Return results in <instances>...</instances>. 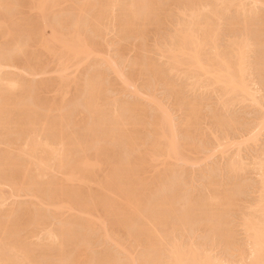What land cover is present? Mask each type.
<instances>
[{
  "label": "rangeland",
  "instance_id": "374dc122",
  "mask_svg": "<svg viewBox=\"0 0 264 264\" xmlns=\"http://www.w3.org/2000/svg\"><path fill=\"white\" fill-rule=\"evenodd\" d=\"M37 1L0 0L1 5L3 3L2 6L0 5V53L3 55V59L0 60L3 64L0 69V74H2L0 77L13 79L12 76H14V79L19 81L13 85L15 87L12 89L8 83H5V80L0 82L2 83V86L0 85V106H3L0 107L2 109L0 118L4 119L2 122L0 119L1 124H4L3 127L0 125V202L2 203H0V220L10 221V223L7 221V226L16 223L12 226L17 225L18 229L14 228L17 230V235H14V230L8 231V233H12L18 243L22 242V245L18 244V246L29 244L31 255H33L32 260L35 259L41 264H164L161 261L167 257L166 248L169 249V245L178 240V243L180 242L179 244L184 246H188V244L190 246L192 244L200 245L199 247L206 248L207 253L210 252L209 255L218 256L222 260L235 261L237 264L248 263L251 254L247 238L249 234L243 224L244 217L249 216V213L250 216H260L258 211L263 208L261 206H264V200L261 199L264 191L260 186L263 176H261L262 169H259L261 162H258L264 158V0H229L230 2L228 0H152L158 5L156 3H154L155 5L152 3L154 7L149 5L151 6L149 10L153 11L148 12L147 18L134 19L136 21H133L135 25L133 31L130 30L134 26L133 23L128 29L126 28L129 27V24L125 23L127 20L125 7L127 3L129 4L128 1L132 0H123L126 1L125 4L123 2L125 6L120 4L119 0L118 5H116V1V3H112L113 6L110 4L112 1L105 0V3H101L103 6L110 2L106 7H101L100 3H97L104 2V0H97V2L95 0L94 3L97 4H94L95 6L91 0L89 2L86 0L87 3L84 5H82L84 0H53V2L46 0L43 6L44 10L40 6L38 8ZM149 1L151 2V0ZM90 2L92 5H85H89ZM76 4H81L80 6L84 7L80 8ZM97 6L101 7L99 12H96L98 11ZM102 8L105 13H102ZM75 10L80 12L77 13ZM202 12L206 16L202 15ZM95 13L102 15L98 16L97 14L96 16ZM74 16L76 17L74 18ZM194 20L195 26L192 25ZM181 22L184 25L180 24ZM185 22L186 24L190 22L188 24L190 28ZM185 28L193 36L195 32H200L201 41L211 35L208 42L206 41V45L199 46L202 51L203 49L206 51V57L203 51L202 57L204 58L215 57L218 59V52L217 54L215 52H225L226 50L225 53H230H228L230 55L229 62L233 64V68L234 65L236 68L239 65L237 61H240V64L243 63V56H245V63L242 65L247 64L245 65L247 69L244 68L245 66L243 67L247 79L244 76L243 78L249 83L252 94L254 92L253 96L241 94L238 91H235L236 93L232 91V94L231 91L225 90L226 86L222 90L224 83L214 80L215 75L209 74L211 76L206 80L204 77L208 73L204 72L205 69L201 70L198 69L200 67L198 65L193 67L189 62V65L185 63L189 56L187 53L178 51L176 53L175 51L177 55L181 54L184 61L177 64L174 60V56L177 55L169 50L172 47L169 49L167 47L174 46L177 43L176 40L178 43L182 40L186 41L182 36ZM73 29L79 31V33L78 31L74 33L80 39L84 36V39H81L84 41L82 45L88 54L85 53L78 57L71 51L72 54L69 55V51L64 50L62 43L67 41L65 37L70 39ZM201 29H206L207 33L205 31L204 33L209 36L206 37ZM54 30H57V33H54L53 36ZM8 31H11V34ZM80 33L82 36L79 35ZM196 33L195 37L200 38V34L198 33V37ZM18 37L20 38L18 39ZM186 39L188 41L190 38ZM192 39L195 40V38H191V42ZM198 40L200 41V39ZM174 41H176L175 44ZM201 43L204 44V42ZM59 45L62 46L60 51L58 50L60 49ZM240 45L243 47L241 48ZM237 46L241 51L237 49ZM202 51L199 50L200 53ZM239 51L243 53V56ZM63 53H67V55H63ZM186 56L187 58L184 59ZM239 56L243 58L239 59ZM211 58L210 60L206 59L207 62L211 61L209 62L210 66L207 65V67L216 70L217 66L211 65V63H215ZM187 60L189 61V58ZM168 61L172 63L174 61V64ZM182 63L183 65H181ZM189 66L194 69L192 70ZM195 69L199 71L197 72ZM192 71L196 76L201 72L206 75L199 74L203 78L197 76L200 79L197 80L196 77H191L194 75L191 74ZM210 78L209 84L208 79ZM204 80L207 81V85ZM212 80L216 83H212L214 82ZM91 81L94 82L90 83ZM95 82L96 87L93 84ZM23 83L25 84L22 86ZM220 84H222L221 87ZM4 85L6 88L8 87L7 90ZM91 85L94 88H90ZM89 88L92 91H96L94 89L97 88L96 94L95 92L92 94L99 95L97 96L99 100L94 96L96 100L94 101L93 96L89 94V91L92 92ZM85 90H88L87 94ZM224 91L231 95L225 94ZM234 93L237 95L235 96ZM9 94L12 96L15 94L14 100ZM4 95V99L7 95L10 96L7 99L8 105L2 98ZM18 95L20 99H18ZM86 95L92 96V99L87 98L90 96L85 98ZM9 98L12 103L14 101L12 106L16 101L17 104L23 101L24 105L18 104L15 106L18 108H11ZM15 99L17 100L15 101ZM87 99L91 104L97 102L100 110H97L99 109L97 108L98 104L93 107ZM5 105L9 107L6 109ZM61 106L62 108H60ZM84 106L89 107L85 108ZM10 108L15 110L10 112ZM125 108L129 112L127 110L123 112ZM3 110L6 114L7 110L9 111L8 119ZM94 110L96 112L102 110L105 115L107 114L105 112H108L107 117L99 118L103 115L101 113H99L100 115L98 113L91 114ZM121 110L123 111L121 112ZM62 114L64 118L59 116ZM68 114L70 118H66ZM91 115H93L92 118ZM109 115L116 120H109ZM116 115H119V119ZM84 117L87 119L85 120ZM35 118L37 121L35 120L33 123L32 119ZM95 118H98V121ZM99 119H101L100 124ZM44 120L46 122H43ZM103 121H106L105 124ZM114 121L117 123H113ZM3 122L7 125L9 123V127ZM50 122L53 128L47 125ZM110 122L118 129L111 126ZM53 123H56V126ZM31 127L33 128L31 129ZM47 127L52 130L56 127L54 133L58 135H55ZM113 128L116 134L112 133ZM29 129L32 130L31 133ZM111 135L115 138L110 139ZM165 135L167 139L171 140L172 138L173 140L165 139ZM28 136L38 140L49 137V143L50 140L53 142V139L56 140V136H59L58 141L53 142V146H56L57 148H54L57 150L60 149L59 147H63L65 152L68 151V154L66 153L68 156L66 157L65 154L63 157L67 163L61 162L64 166L60 165V161L55 158L53 166L52 164L48 166V163L52 162L51 160L44 167L45 164L35 159L39 150H37L38 153L34 152L36 154L32 155L33 157L25 152ZM120 136L122 137L120 138ZM125 137H129V139ZM60 138L63 142L59 141ZM46 139L48 140V138ZM161 143L164 148L166 147V150L164 148L161 150ZM152 144L156 147L159 146L158 150L160 151ZM169 144L174 147L171 149ZM104 145L106 148H103ZM167 145L170 150H167ZM110 148L112 150L108 151ZM154 149L157 153L153 152ZM106 152H109L108 158ZM152 152L153 154H151ZM173 152L175 153L173 154ZM83 157L87 162L89 160L86 168L84 167L88 175L81 176L86 174L85 170H76L81 172L79 175L75 172L77 176L74 175V172H70L72 175L68 174L69 170L77 164L75 162H79ZM115 159L117 164L119 163L118 159L121 162L116 167ZM232 160L238 166L231 168ZM122 162L126 164L122 166ZM127 162L131 163V166L127 165ZM71 165L73 166L71 167ZM88 165L90 166L88 167ZM87 168L92 172H89ZM74 169L71 171H75ZM132 170L133 172H131ZM125 172L129 175H126ZM112 173L116 175H111ZM118 173L121 175H117ZM126 176L127 178H125ZM107 177L108 179H106ZM111 178L114 181L110 180ZM118 183H123L125 189L119 187ZM116 186L119 188H115ZM129 189L130 191H128ZM123 190H126L127 193L131 192L132 195L126 194ZM214 195H217L218 199H215ZM137 198L138 201H136ZM139 199L141 200L139 201ZM167 201L169 204H164ZM138 202H141L142 205L139 203L137 206ZM132 203H136L137 208L141 207L142 210L139 214H128L127 218L128 207L135 205ZM194 203L198 206L196 207ZM207 205L212 206L208 208ZM121 209L123 212L125 211L124 214ZM10 211L11 213H9ZM200 212H202L201 215H199ZM214 212L221 217L222 223L224 222L219 230L212 228L211 225L213 221H211V215ZM204 214L207 215L204 216ZM130 216L132 221L129 219ZM9 217L12 220L15 218L14 221L12 222ZM18 219L19 222H17ZM19 223L21 224L19 225ZM5 224L3 222L2 225ZM224 225L226 226L224 227ZM6 227L0 228L2 246H6L4 242L6 243L13 237L9 233L12 236L10 237L6 232L8 230ZM2 228L7 230H2ZM51 232H54L57 237H53ZM151 241L158 245H153ZM60 242L62 243L60 244ZM242 255L243 257H241Z\"/></svg>",
  "mask_w": 264,
  "mask_h": 264
},
{
  "label": "bare ground",
  "instance_id": "6f19581e",
  "mask_svg": "<svg viewBox=\"0 0 264 264\" xmlns=\"http://www.w3.org/2000/svg\"><path fill=\"white\" fill-rule=\"evenodd\" d=\"M37 1V0H36ZM45 1L46 0H39V1H37L38 3H36V5L38 4V8H40L41 7V9H45V8H43V6L45 5ZM49 0H47V2H48ZM53 2V0H50V2ZM56 1V0H55ZM54 1V2H55ZM78 1V0H77ZM85 1V2H84ZM84 1H82V5H84V3H87V2H89L90 0H88L87 2H86V0H84ZM91 1H93V5L94 4H96V3H94V1L95 0H91ZM98 1H101V0H98ZM107 1H112L111 3L110 2H108V3H106L107 5H105L104 4V6L101 4V3H105V0H104V2L102 1V2H97V0H96V2L101 6V7H106V6H109V3L113 6V2L114 3H116V1H117V4L116 5H118V0H107ZM122 1V2H121ZM128 1V0H127ZM135 0H132V1H128L129 2V4L127 3V5H126V9L125 10H127L126 11V13H125V18L127 17V20L124 18V20H126V24H129L128 26L129 27H127L126 29H128V28H130L131 27V25H132V23H133V25H134V22L133 21H136V20H134L135 18H138V17H145V18H147V14H148V12L150 11H153V10H149L150 8H151V6H149V5H152V0H151V2L149 1V0H136V2H134ZM157 1V0H156ZM232 1V0H231ZM254 1V0H253ZM261 1V0H260ZM123 0H119V3L120 4H123ZM126 2V1H125ZM125 2H124V4H125ZM131 2V3H130ZM228 2H230L229 0H228ZM154 3H156V2H154ZM153 3V5H155ZM256 3V2H255ZM8 4V3H7ZM50 4H52V3H50ZM123 4V6H125ZM0 5H1V3H0ZM2 5H3V3H2ZM1 5V6H2ZM5 5V7H6V4H4ZM77 5V4H76ZM79 5V4H78ZM77 5V6H78ZM81 5V4H80ZM79 5V6H80ZM85 5H87V6H90V5H92V2H90L89 3V5L88 4H85ZM97 5V4H96ZM152 5V7H154ZM156 5H158L157 3H156ZM40 6V7H39ZM95 6V5H94ZM98 7L97 6V10L98 11H96V12H99L100 10H99V8H101V7ZM121 6V5H120ZM122 6V10L124 9V7ZM47 7V6H46ZM84 7V6H83ZM83 7H81L80 6V8H83ZM86 7V6H85ZM89 8V7H88ZM96 8V7H95ZM40 9V10H41ZM89 9H91V8H89ZM194 9V8H193ZM192 9V10H193ZM196 9V8H195ZM198 9H200V8H198ZM79 10H81V9H79ZM106 10H108L107 8H106ZM110 10V9H109ZM124 10V11H125ZM189 10V9H188ZM191 10V11H192ZM202 10V9H201ZM254 10V9H253ZM76 11V10H75ZM82 11V10H81ZM84 11V10H83ZM102 11H103V8H102ZM123 11V12H124ZM211 11V10H210ZM43 12V11H42ZM74 12V11H73ZM77 13L78 12H80V11H76ZM85 12V11H84ZM83 12V13H84ZM197 12V11H196ZM196 12H194V13H196ZM213 12H214V10H213ZM253 12V11H252ZM76 13V14H77ZM102 13H105L104 11L102 12ZM154 13V12H153ZM75 14V13H74ZM96 14V16H97V14H98V16H99V14L100 13H95ZM150 14V13H149ZM152 14V13H151ZM197 14V13H196ZM201 14V13H200ZM215 14V13H214ZM79 16L81 15V14H78ZM100 15H102V14H100ZM124 15V14H123ZM190 15V14H189ZM198 15V14H197ZM202 15H205L203 12H202ZM216 15V14H215ZM84 16V15H83ZM194 16H195V14H194ZM206 16V15H205ZM76 16H74V18H75ZM118 17H119V15H118ZM197 17V16H196ZM199 17V16H198ZM96 18V17H95ZM122 18H123V16H122ZM193 18V17H192ZM218 18H219V16H218ZM190 19V18H189ZM194 19V18H193ZM207 19V18H206ZM79 20V19H78ZM140 20V19H139ZM138 20V21H139ZM197 20H199V19H197ZM203 20V19H202ZM221 20V19H220ZM143 21V20H142ZM72 22V21H71ZM127 22H129V23H127ZM195 23V20L194 21H192V23ZM200 22V21H199ZM45 23V22H44ZM73 23V22H72ZM124 23V24H125ZM135 23H137V22H135ZM190 23V22H189ZM189 23H187L186 24V22H185V24L186 25H188ZM194 23L192 24V25H194ZM203 23V22H202ZM201 23V24H202ZM180 24H182V22L180 23ZM199 24V23H198ZM137 25V24H136ZM182 25H184V24H182ZM204 25V24H203ZM51 26V25H50ZM127 26V25H126ZM181 26V25H180ZM189 26V25H188ZM188 26H187V28H188ZM195 26V25H194ZM51 27H53V26H51ZM133 27H135V25L134 26H132V28L130 29V30H132V29H134ZM9 28V27H8ZM7 28V29H8ZM47 28V27H46ZM63 28V27H62ZM72 28V27H71ZM80 28V27H79ZM142 28V27H141ZM184 28V27H183ZM187 28H185V30L187 29ZM189 28H190V26H189ZM188 28V29H189ZM32 29V28H31ZM137 29V28H136ZM180 29V28H179ZM188 29H187V32L185 31V30H183V33H184V35H182L184 38H185V40L187 41V39L186 38H190L187 42L185 41V42H183V37H182V42L180 41L179 43H178V40H176V39H174V40H176L177 41V43L175 44V42L176 41H174V46H171V45H169L168 47H167V49H169L170 47H172L171 49H169V50H172L173 52H174V54H176L177 53V51L178 52H180V53H187L189 56H188V58H189V61L187 60L188 58H187V56L184 58V59H186V61L187 62H185L186 64H188V62L190 63V65H192L193 67H194V65L196 66V65H198V66H200L198 69H201V70H204V72H206V73H208V75L206 76V77H204L206 80H207V77H210L211 75H215V77L214 76H212V77H214V80H216V81H219V83H221L222 82V84L224 83V86H222V87H224L222 90H224L225 89V86H226V91H238L239 93H244V94H246V95H252L253 96V94H254V92H253V94H252V91H251V89H250V85H249V83H247L246 82V80L244 79V78H246V76L244 75V74H246V72L244 71V68H246V66L245 65H247V64H244V66L242 65L243 63H245L244 62V58H245V56H243V53H241L240 51H241V49H240V47L239 46H237V49L239 50L240 49V53L242 54H240L239 53V55H241V56H243V57H241V56H239L238 58L239 59H241V58H243V63H241L240 64V61H237V62H239L238 64H237V62H236V64L238 65V66H236V68H235V65H234V68H233V64H231L230 62H229V59H228V57L230 58V53L229 52H227V53H225L226 52V50H225V52L224 51H221V52H219V51H216L215 52V54H217V52H218V56L217 57H219L218 59L216 58L215 59V57H212L213 59H215V60H213L211 57H208V58H204V57H202L203 56V51H204V55H205V57H206V51L203 49V51H202V48L200 49V47L201 46H203V45H206L207 43H206V41L208 40V38L210 37L211 38V35L209 36V34L207 35V36H209V37H207L206 36V34L204 33V31L207 33V30L205 29V30H202L201 29V31H203V34L207 37V38H203L202 39V41H201V34H200V32H198L199 34H200V38H197V37H195V36H197V35H195V33H194V31H193V33H194V36L191 34V32H188ZM204 29V28H203ZM208 29V28H207ZM9 30V29H8ZM11 30V29H10ZM74 31H73V35H71V37H70V39H67L68 37H65L66 38V40L67 41H65L64 43H62V42H60V43H62L63 45H64V50H67V52L69 51V55H71L72 53L75 55V56H78V57H80V56H82V55H84L85 53L86 54H88L84 49V47H83V45H82V42H84V41H82L81 39H84V36H82V33H80L79 35H81L82 36V38L80 39L78 36H76L75 35V33H77V31L78 30H75V29H73ZM12 31V30H11ZM11 31H8V32H10V34H11ZM25 31V30H24ZM54 31H56V32H54ZM53 32H52V35L54 36V33H57V30H54ZM133 31V30H132ZM190 31V30H189ZM22 32V31H21ZM20 32V33H21ZM75 32V33H74ZM180 32V31H179ZM18 33V32H17ZM78 33H79V31H78ZM130 33H131V31H130ZM182 33V34H183ZM198 33H196V34H198ZM202 33V32H201ZM9 34V35H10ZM26 34H28V33H26ZM50 34V33H49ZM63 34V33H62ZM176 34V33H175ZM199 34H198V37H199ZM12 35H13V32H12ZM22 35V34H21ZM173 35V34H172ZM181 35V34H180ZM11 36V35H10ZM18 36V35H17ZM55 36H57V35H55ZM61 36V35H60ZM70 36V35H69ZM80 36V37H81ZM176 36V35H175ZM203 36V35H202ZM15 37V36H14ZM171 37H173V36H171ZM20 37H18V39H19ZM55 38V37H54ZM57 38H59V37H57ZM57 38H56V40H57ZM174 38V37H173ZM177 38V37H176ZM191 38H195V40L193 41V39H192V42L190 41L191 40ZM197 38V39H196ZM60 39H61V37H60ZM60 39H59V41H60ZM63 39H64V37H63ZM172 39V38H171ZM198 39H200V41L198 40ZM213 39V38H212ZM49 40V39H48ZM62 40V39H61ZM179 40H180V38H179ZM203 40H205V41H203ZM248 40V39H247ZM17 41V40H16ZM58 41V40H57ZM56 41V42H57ZM80 41H81V44H80ZM172 41V40H171ZM201 42H204V44L203 43H201ZM208 42V41H207ZM244 42V41H243ZM248 43V42H247ZM246 43V44H247ZM17 44V43H16ZM21 44V43H20ZM61 44V45H62ZM84 44V43H83ZM200 44H202V45H200ZM237 44V43H236ZM243 44V43H242ZM55 45V44H54ZM62 45V46H63ZM87 45V44H86ZM173 45V44H172ZM191 45V46H190ZM210 45H211V43H210ZM239 45V44H238ZM244 45V44H243ZM17 46H19L18 44H17ZM62 46L60 47V45L58 46V47H60V49H58L59 51L60 50H62L61 48H62ZM190 46V47H189ZM200 46V47H199ZM241 46V45H240ZM21 47V46H20ZM54 47V46H53ZM87 47V46H86ZM243 46H241V48H242ZM247 47V46H246ZM18 48V47H17ZM84 48V49H83ZM11 49V48H10ZM19 49V48H18ZM216 49V48H215ZM226 49H228V48H226ZM236 49V50H237ZM244 49V48H243ZM242 49V50H243ZM12 50V49H11ZM199 50L200 51H202L201 53L199 52ZM229 50V49H228ZM17 51V50H16ZM72 53H71V52ZM168 51V50H167ZM175 51H176V53H175ZM3 52V51H2ZM56 52V51H55ZM224 52V53H223ZM243 52H245V51H243ZM19 53V52H18ZM180 53H178L179 55H177V56H174V60H175V62L177 63V64H180V62L181 61H183L182 60V57L180 56L181 54ZM223 55H222V54ZM229 53V54H228ZM234 53H235V51H234ZM1 54V53H0ZM13 54V53H12ZM209 54V53H208ZM208 54H207V56H208ZM225 54V55H224ZM229 55V56H227V55ZM237 54V53H236ZM2 55V54H1ZM5 55V54H4ZM62 55V54H61ZM63 55H67V53L65 54V53H63ZM62 55V56H63ZM210 55V54H209ZM235 55V54H234ZM238 55V54H237ZM73 56V55H72ZM169 56V55H168ZM171 56V55H170ZM181 58H180V57ZM183 56H185V55H183ZM211 56V55H210ZM232 56V55H231ZM236 56V55H235ZM60 57V56H59ZM71 57V56H70ZM74 57V56H73ZM87 57V56H86ZM241 57V58H240ZM170 58V57H169ZM171 58H173L172 56H171ZM180 58V59H179ZM210 58L212 59V61L214 62L215 61V63L213 64V63H211V65L213 66V65H215V67L217 66V69L216 70H211V69H208L209 67H207V65H209L210 66V64H209V62H211V61H209L210 60ZM3 59V55H2V57L0 58V60H2ZM61 59V58H60ZM69 59V58H68ZM72 59V58H71ZM83 59V58H82ZM206 59H209L208 60V62H207V60ZM67 60V59H66ZM173 60V59H172ZM230 60H232V59H230ZM238 60V59H237ZM5 61V60H4ZM3 61V62H4ZM168 62H171V61H168ZM184 62V61H183ZM5 63V62H4ZM172 63V62H171ZM184 63V64H185ZM233 63H235V62H233ZM172 64H174V61H173V63ZM185 64V65H186ZM206 66H205V65ZM217 64V65H216ZM5 65V64H4ZM170 65V64H169ZM176 65V64H175ZM181 65H183V63L181 64ZM189 65V64H188ZM2 66H3V64H2V61H0V69H2ZM174 67V66H173ZM177 67H178V65H177ZM189 67H191V66H189ZM214 67V66H213ZM213 67H210V68H213ZM244 67V68H243ZM249 67V66H248ZM175 68V67H174ZM176 69V68H175ZM191 69L193 70L194 68H192L191 67ZM247 69V68H246ZM190 70V69H189ZM195 70H197V69H195ZM199 70H197V72H198ZM193 73H191V74H194V75H192L191 77H196V79L197 80H200V79H198L199 77H201L203 74H204V76L206 75L205 73H203L202 74V72L201 73H198L197 74V76H199V74L201 75V76H199V77H197L196 76V74H195V72L194 71H192ZM245 72V73H244ZM209 74H211V75H209ZM0 75H2V74H0ZM11 76V75H10ZM243 76H244V78H243ZM2 77V76H1ZM0 77V82H4V80L6 81L5 83H8V85H9V87H11L10 89H12V87H15V86H13L14 84L16 85V83H17V79L15 80L14 79V76H12L13 77V79H11V77H10V79H9V77H7V79H6V77L3 79V77L1 78ZM193 77V78H194ZM19 78V77H18ZM93 78H97V77H93ZM201 78H203V77H201ZM247 79V78H246ZM88 80H89V78H88ZM209 81V84H210V80H211V78L210 79H208ZM214 80H212V81H214ZM19 82V81H18ZM92 82H94V81H91L90 83H92ZM204 82H205V85H207V81H205L204 80ZM22 83V82H21ZM212 83H216L215 81L214 82H212ZM218 83V82H217ZM25 83H23V84H21L22 86L24 85ZM94 84V86H95V84H96V82L95 83H93ZM222 84H220V87H221V85ZM0 85L2 86V83H0ZM6 85V84H5ZM5 85H4V88L7 90V88L5 87ZM20 85V84H19ZM20 85V86H21ZM89 85V84H88ZM93 85H91L90 86V88H94V86L92 87ZM32 87V86H31ZM89 87V86H88ZM96 87V86H95ZM17 88V87H16ZM89 88V89H90ZM2 89V88H1ZM10 89H8V90H10ZM220 89V88H219ZM4 90V89H3ZM5 90V91H6ZM91 90V89H90ZM94 90H96V91H92V92H90L89 91V94H91L92 96H93V98H94V96L97 98V96H99V95H95L96 94V92H97V88L96 89H94ZM86 91V90H85ZM88 91V90H87ZM86 91V94L88 93ZM220 91V90H219ZM226 91H224V93L226 92ZM254 91V90H253ZM25 92V91H24ZM30 92V91H29ZM93 92H95V94H92ZM221 92H223V91H221ZM236 93V92H235ZM234 93V94H235ZM1 94H3V93H1ZM6 94V93H5ZM27 94V93H26ZM225 94H229V95H231L230 93H228V92H226ZM232 94H233V92H232ZM9 95H11V94H9ZM9 95H7L6 96V98L4 99V97H5V95L4 96H2V98H3V100H6V101H4L5 103H7L8 102V96ZM15 94H13V96H14ZM20 95V94H19ZM18 95V96H19ZM237 94H235V96H236ZM246 95H245V98H246ZM12 96V95H11ZM13 96L11 97V98H13ZM17 96V95H16ZM30 96V95H29ZM87 96H90V95H86L85 96V98L87 97ZM92 96H90V97H87V98H90V99H92L91 97ZM255 96V95H254ZM10 97V96H9ZM244 97V96H243ZM248 97V96H247ZM249 97H251V96H249ZM256 97V96H255ZM14 98H15V96H14ZM14 98L12 99V100H14ZM18 98V97H17ZM23 98V97H22ZM22 98H21V100H22ZM240 98V97H239ZM10 99V98H9ZM18 99H20V96H19V98ZM24 99H25V97H24ZM23 99V100H24ZM98 100H99V97L97 98ZM241 99V98H240ZM11 100V99H10ZM12 100H11V105H9V106H11V108H18V106L17 107H15L16 105H24L23 103V101H22V103L21 102H19L18 104H17V99H15V105L14 106H12L13 104H14V101H13V103H12ZM85 100V99H84ZM97 100V101H98ZM255 100V99H254ZM1 101H2V99H1ZM87 101H88V99H87ZM94 101H96L95 100V98H94ZM93 101V102H94ZM4 102H1V103H3L4 104ZM42 102V101H41ZM88 102H90V101H88ZM88 102H86V103H88ZM99 102V101H98ZM21 103V104H20ZM43 104H45L44 102H43ZM96 104H98L97 102H96ZM96 104H94V103H92L91 104V102H90V105H93V107L94 106H97ZM7 105H8V103H7ZM32 105V104H31ZM88 105H89V103H88ZM102 105V104H101ZM2 106V105H1ZM0 106V107H1ZM9 106H6L5 105V108L7 107H9ZM3 107V106H2ZM22 107V106H21ZM24 107V106H23ZM36 107V106H35ZM43 107H44V105H43ZM85 107V106H84ZM89 107V106H88ZM87 106L85 107V108H88ZM100 106H99V104H98V107L97 108H99ZM6 108V109H7ZM10 108V109H11ZM20 108V107H19ZM40 108H41V106H40ZM45 108V107H44ZM60 108H62V106L60 107ZM123 108H124V105H123ZM9 109V110H10ZM32 109V108H31ZM33 109H35V108H33ZM47 109V108H46ZM49 109V108H48ZM90 109H91V106H90ZM5 110V109H4ZM4 110H3V112H4ZM12 110L13 109H11V111L10 112H12ZM15 110V109H14ZM13 110V111H14ZM20 110H21V108H20ZM42 110V109H41ZM92 110V109H91ZM98 111L100 110V108L99 109H97ZM103 110H106V109H103ZM127 110V108H125L124 109V111L123 110H121V112L123 111V112H125ZM0 111H2V109H0ZM32 111V110H31ZM36 111V110H35ZM34 111V112H35ZM96 112L95 110L92 112V111H90V112H92L91 114H93V113H98V115H100L99 113H101V114H103L102 116H99V118L101 117H103V116H105V117H107L106 115L108 114V112H105V113H107L106 115L103 113L104 111H102L101 110V112ZM108 111H110L109 109H108ZM118 111V110H117ZM128 111V110H127ZM165 111V110H164ZM2 112V113H3ZM9 111L7 110V114H8V116H7V114H6V112H4V114H6V118L8 117L9 118V113H8ZM40 112V111H39ZM42 112H43V110H42ZM62 112V111H61ZM63 112H64V110H63ZM62 112V113H63ZM129 112V111H128ZM166 112V111H165ZM30 113V112H29ZM65 113H66V111H65ZM127 113V112H126ZM125 113V115L128 117V113L126 114ZM131 113V112H130ZM16 114V113H15ZM59 114V113H58ZM61 114V113H60ZM70 114V113H69ZM69 114H68V117H66V118H70L69 117ZM85 114V113H84ZM87 114V113H86ZM117 114V113H116ZM132 114V113H131ZM163 115L165 114V113H162ZM168 114V113H167ZM20 115V114H19ZM31 115V114H30ZM39 115V114H38ZM37 115V116H38ZM44 115H46V114H44ZM65 115V114H64ZM87 115H89V114H87ZM86 115V116H87ZM113 115H114V113H113ZM120 115V114H119ZM118 115V116H119ZM14 116H16V115H14ZM25 116V115H24ZM58 116V115H57ZM59 116H62L63 117V114L62 115H59ZM92 116L93 115H91L90 117L92 118ZM94 116H95V114H94ZM117 116V115H116ZM117 116V117H118ZM124 116V115H123ZM0 117H1V114H0ZM2 117L4 118V115L2 114ZM20 117V116H19ZM23 117V116H22ZM39 117V116H38ZM40 117H41V115H40ZM48 117V116H47ZM50 117V116H49ZM56 117V116H55ZM97 117V116H96ZM116 117V118H117ZM163 117V116H162ZM5 118V119H6ZM7 118V119H8ZM16 118V117H15ZM24 118H26V116L24 117ZM32 118V117H31ZM34 118V117H33ZM60 118V117H59ZM64 118V117H63ZM104 118V117H103ZM120 118H121V116H120ZM124 118L126 119V117L124 116ZM130 118V117H129ZM1 119V118H0ZM56 119V118H55ZM84 119H85V117H84ZM84 119H82V120H84ZM87 119V118H86ZM85 119V120H86ZM96 119V118H95ZM98 119V118H97ZM96 119V121H98ZM110 119H113L112 117H110V115H109V120ZM115 119V118H114ZM113 119V120H114ZM118 119H119V117H118ZM121 119H123V118H121ZM4 120V119H3ZM2 119H1V122L3 121ZM10 120H12V119H10ZM30 121H31V119H29ZM37 121V118H35L34 120L32 119V122L34 123V121ZM41 120H43V118H41ZM40 120V121H41ZM46 120H48V119H46ZM88 120H89V118H88ZM94 120V119H93ZM100 120L101 119H99V124H100ZM102 120H104V119H102ZM106 120V119H105ZM108 120V119H107ZM109 120H108V123H109ZM116 120V119H115ZM124 120V119H123ZM122 120V121H123ZM8 121V120H7ZM18 121V120H17ZM29 121V122H30ZM50 121H52V120H50ZM57 121H58V117H57ZM66 121V120H65ZM92 121V120H91ZM90 121V122H91ZM118 121V120H117ZM125 121V120H124ZM127 121V120H126ZM1 122H0V125H2L1 124ZM13 122V121H12ZM16 122V121H15ZM28 122V123H29ZM43 122H46L45 120L43 121ZM42 122V123H43ZM48 122H49V120H48ZM87 122V121H86ZM94 122V121H93ZM102 122V121H101ZM104 122V124H105V122L106 121H103ZM112 122V121H111ZM111 122H110V125L112 126L113 125V123H115L116 121H114L112 124H111ZM165 122V121H164ZM3 123H5V122H3ZM11 123V122H10ZM32 123V124H33ZM60 123H61V120H60ZM94 123H96V122H94ZM117 123V122H116ZM119 123V122H118ZM125 123V122H124ZM166 123V122H165ZM169 123H170V121H169ZM13 124V123H12ZM31 124V123H30ZM37 124V123H36ZM36 124H34V125H36ZM55 126H56V123H53ZM58 124H59V122H58ZM57 124V125H58ZM63 124V123H62ZM62 124H60V125H62ZM90 124V123H89ZM91 124H92V122H91ZM5 125H7L6 123H5ZM8 125H9V123H8ZM7 125V126H8ZM34 125H33V127H34ZM45 126H46V124H44ZM49 127H51V128H53L52 127V125H51V122H50V124H47ZM94 125V124H93ZM109 125V126H110ZM116 125H118V124H116ZM165 125V124H164ZM163 125V126H164ZM170 125V124H169ZM4 126V124L2 125V127ZM25 126V125H24ZM66 126V125H65ZM87 126H88V124H87ZM106 126H108V125H106ZM119 126H120V124H119ZM159 126V125H158ZM163 126H162V128H163ZM9 127V126H8ZM11 127V126H10ZM33 127H31V129L33 128ZM37 127V126H36ZM35 127V128H36ZM49 127H47L48 129H50ZM63 127H64V125H63ZM102 128H103V124H102V126H101ZM104 127H105V125H104ZM113 127H115V125H113ZM121 127V126H120ZM44 128V127H43ZM55 129L54 130H52V129H50V130H52L53 131V133H54V131L56 130V127H54ZM60 128H62V127H60ZM101 128V129H102ZM112 128V127H111ZM110 128V129H111ZM116 128V127H115ZM160 128V127H159ZM169 128H170V126H169ZM6 129V128H5ZM10 129V128H9ZM31 129H29V131H30V133L32 132V130ZM48 129H46V130H48ZM85 129V128H84ZM89 129V128H88ZM87 129V130H88ZM93 129V128H92ZM99 129V128H98ZM107 129V128H106ZM109 129V130H110ZM116 129H118V128H116ZM164 129V128H163ZM167 129H168V127H167ZM12 130V129H11ZM20 130V129H19ZM58 130V129H57ZM91 130V129H90ZM96 130V129H95ZM121 130V129H120ZM165 130V129H164ZM164 130H162V131H164ZM6 131V130H5ZM4 131V132H5ZM107 131H108V129H107ZM119 131V130H118ZM122 131V130H121ZM126 131V130H125ZM160 131H161V129H160ZM37 132V131H36ZM44 132V131H43ZM49 132V131H48ZM56 132V131H55ZM59 132V131H58ZM97 132V131H96ZM101 132V131H100ZM103 132H105L104 130H103ZM109 132V131H108ZM113 132H115V129L113 128V131H112V133ZM9 133V132H8ZM10 133H14V132H10ZM50 134H53V133H51V132H49ZM93 133H94V131H93ZM110 133H111V131H110ZM111 133V134H112ZM119 133V132H118ZM123 133V132H122ZM121 133V134H122ZM23 134V133H22ZM27 134V133H26ZM29 134V133H28ZM44 134H45V132H44ZM47 134V133H46ZM49 134V135H50ZM55 134V133H54ZM61 134H62V132H61ZM60 134V135H61ZM70 134V133H69ZM106 134V133H105ZM113 134H116V132L115 133H113ZM120 134V135H121ZM160 134V133H159ZM29 135H31V134H29ZM55 135H58V134H55ZM71 135V134H70ZM103 135V134H102ZM108 135V134H107ZM128 135V134H127ZM162 135V134H161ZM25 136V135H24ZM27 136V135H26ZM46 136V135H45ZM98 136H100V135H98ZM116 136H118V135H116ZM132 136V135H131ZM163 136V135H162ZM38 138H39V136H37ZM55 137V136H54ZM59 137V136H58ZM57 136H56V140L55 139H53L55 142L56 141H58L57 140V138H58ZM112 135H111V138L110 137H108V138H110V139H112ZM122 136H120V138H121ZM164 137V136H163ZM162 137V138H163ZM168 137V136H167ZM46 138H48V140L46 139ZM64 138V137H63ZM113 138H115V137H113ZM125 138H128L129 139V137H125ZM131 138H133V137H131ZM41 139V138H40ZM44 139V140H43ZM43 139H41V140H38V139H36V138H29V136H28V139L26 140L27 142H26V144H25V147L27 148H25L26 150H25V152H27V153H29V154H31V157H33V156H35L34 154H36V153H38L39 151V154H40V156H39V154H36L37 156H35L36 158L35 159H38V162H40V163H43V164H45V166L44 167H46V165H47V163L49 162V161H51L52 160V162L50 163H48V166L50 165V164H54V162H53V159H58L60 162V165H62L64 162H65V158L63 159V157H64V155L68 152V151H66L65 152V148H63V147H59L60 149L59 150H57L56 148V146H53V142L50 140V143H49V137H44ZM70 139V138H69ZM104 139H106V138H104ZM165 139H167L166 138V135H165ZM62 139L60 138V140L59 141H61ZM90 140V139H89ZM94 140H95V138H94ZM108 140V139H107ZM126 140V139H125ZM167 140H170L169 138L167 139ZM171 140H173L172 138H171ZM170 140V141H171ZM23 141H24V139H23ZM73 141H74V139H73ZM91 141V140H90ZM112 141V140H111ZM170 141H169V143H170ZM52 142V143H51ZM61 142H63V140L61 141ZM83 142H84V140H83ZM103 142V141H102ZM128 142V141H127ZM60 143V142H59ZM153 143H154V141H153ZM160 143V142H159ZM167 143V142H166ZM175 142L173 141V144H174ZM63 144V143H62ZM67 144H70V145H72L70 142L68 143L67 142ZM75 144V143H74ZM86 144V143H85ZM88 144H89V142H88ZM92 144V143H91ZM103 144H105V143H103ZM112 144H113V142H112ZM155 144H156V141H155ZM52 145V146H51ZM99 145H101V144H99ZM107 145V144H106ZM152 145H154V144H152ZM151 145V146H152ZM157 145H159V144H157ZM169 145H171V144H169ZM60 146V145H59ZM89 146V145H88ZM160 146H162L161 147V150L164 148L163 147V145H162V143L160 144ZM54 147H56V148H54ZM64 147H66L65 145H64ZM71 147V146H70ZM101 147V146H100ZM105 147V145L103 146V148ZM154 147H156V145H154ZM153 147V148H154ZM159 146H157L156 147V149L158 150L159 148H158ZM167 147H168V145H167ZM174 147V145L172 146L171 145V149ZM67 148V147H66ZM106 148V147H105ZM166 148V147H165ZM164 148V150H166ZM130 149V148H129ZM37 150H39L38 152H37ZM67 150H70V149H67ZM100 150V149H99ZM103 150V149H102ZM109 150H112V148H110V149H108V151ZM167 150H170V148L168 147V149ZM36 151V153H34ZM149 151H150V149H149ZM158 151H160V150H158ZM172 151V150H171ZM174 151V150H173ZM178 151H179V149H178ZM24 152V151H23ZM24 152V153H25ZM71 152V151H70ZM69 152V153H70ZM111 152V151H110ZM113 152V151H112ZM154 153H157L156 152V150L154 149V151H153ZM153 152L151 153V154H153ZM168 152V151H167ZM103 153V152H102ZM107 153V158H108V154H109V152H106ZM105 153V154H106ZM117 153V152H116ZM175 152H173V154H174ZM22 154V153H21ZM26 154V153H25ZM28 154V155H29ZM68 154V153H67ZM66 154V157L68 156ZM158 154H159V152H158ZM170 154V153H169ZM33 155V156H32ZM115 155V154H114ZM155 155V154H154ZM157 155V154H156ZM161 155V154H160ZM27 156V155H26ZM103 156V155H102ZM110 157H111V155H109ZM171 156V155H170ZM5 157V156H4ZM7 158V157H6ZM106 158V157H105ZM106 158V159H107ZM112 158V157H111ZM81 159V158H80ZM110 159V158H109ZM263 159V160H262ZM262 159H260L261 161H258V162H261V164H259L260 166H259V169H262L261 171H262V175L261 176H263L262 177V179H261V182H262V185H260L261 186V188H262V190L264 191V158H262ZM5 160V159H4ZM8 160V159H7ZM6 160V161H7ZM11 160H12V158H11ZM62 160H64V161H62ZM68 160H69V158H68ZM102 160V159H101ZM105 160V159H104ZM116 160V159H115ZM57 161V160H56ZM74 161V160H73ZM76 161V160H75ZM74 161V162H75ZM61 162H63L62 164H61ZM95 162V161H94ZM97 162H100V161H97ZM118 162L119 163H121L120 161H119V159H118ZM132 162V161H131ZM235 162V161H234ZM37 163V162H36ZM39 163V164H40ZM65 163H67V162H65ZM64 163V164H65ZM75 163H77L73 168H75L74 170L75 171H71V170H73V168H71L73 165H71V169L69 170V173L68 174H71L70 172H74V175L75 176H77V174H75V172H77V171H83V170H85V173L86 174H83V175H81V176H84V175H88V172L86 171V167L85 166H87V163H89V160H88V162H87V160H86V158L84 159V157H83V159H81L79 162L77 161V162H75ZM119 163L117 164V160L116 161H114V164H116L115 165V167L117 166V165H119ZM128 163V162H127ZM53 164H52V166H53ZM56 164H57V162H56ZM55 164V165H56ZM64 164H63V166H64ZM92 164V163H91ZM124 164H126V163H124ZM124 164H123V162H122V166H124ZM133 164V163H132ZM113 165V164H112ZM127 165H129V166H131V163H128ZM139 165V164H138ZM231 168L232 167H236V166H238L236 163H233V160H232V163H231ZM37 166H38V164H37ZM42 166V165H41ZM47 166V167H48ZM58 167H59V164L57 165ZM90 165H88V167H89ZM121 166V165H120ZM228 166H230V165H228ZM62 167V166H61ZM85 167V168H84ZM261 167V168H260ZM117 168H120V167H117ZM133 168H134V165H133ZM39 169H40V167H39ZM38 169V170H39ZM44 168L42 167V170H43ZM46 169V168H45ZM116 169V168H115ZM128 169H129V167H128ZM42 170H40V171H42ZM77 170V171H76ZM87 170L89 171V172H92V171H90V169H88L87 168ZM129 170H131V168L129 169ZM129 170H128V172H129ZM110 171V170H109ZM112 171H114L113 169H112ZM131 172H133V170L131 171ZM45 173V171L43 172V174ZM78 173V175H79V173L81 174V172H77ZM110 173V172H109ZM117 173V172H116ZM122 173V172H121ZM121 173L119 174H117V175H121ZM126 173V172H125ZM130 173V172H129ZM129 173L127 174L126 173V175H129ZM38 174V173H37ZM67 174V175H68ZM92 174V173H91ZM106 174V173H105ZM36 175V174H35ZM39 175H41V174H39ZM72 175V174H71ZM90 175V174H89ZM108 175V174H107ZM106 175V176H107ZM111 175H116V174H114V173H112ZM124 175V174H123ZM85 176V177H86ZM73 177V176H72ZM80 177V176H79ZM93 177V176H92ZM96 177H97V175H96ZM124 177V176H123ZM84 178V177H83ZM87 178V177H86ZM85 178V179H86ZM90 178V177H89ZM95 178V177H94ZM125 178H127V176L125 177ZM67 179V178H66ZM73 179V178H72ZM77 179V178H76ZM98 179V178H97ZM106 179H108V177L106 178ZM105 179V180H106ZM113 178H111L110 180H112ZM118 179V178H117ZM68 180V179H67ZM74 180H75V178H74ZM89 180V179H88ZM99 180V179H98ZM101 180V179H100ZM109 180V181H110ZM87 181V179L85 180V182ZM92 181V180H91ZM108 181V180H107ZM106 181V183H108ZM112 181H114V180H112ZM120 181H121V178H120ZM123 181V180H122ZM13 182V181H12ZM27 182V181H26ZM84 182V183H85ZM95 182H97V181H95ZM87 183V182H86ZM60 184V183H59ZM108 184H110V183H108ZM112 184V183H111ZM117 184V183H116ZM119 184V183H118ZM139 184V186H140V183H138ZM261 184V183H260ZM28 185V184H27ZM106 185V184H105ZM121 185H124L123 183L122 184H119V187H122V188H124L125 187V185L124 186H121ZM59 186V185H58ZM100 186H101V184H100ZM110 186V185H109ZM114 186V185H113ZM127 186V185H126ZM104 187V186H103ZM118 186H116L115 188H117ZM118 187V188H119ZM126 188H130V187H126ZM77 189H78V187H77ZM76 189V193H77V190ZM81 189V188H80ZM107 189V188H106ZM125 189V188H124ZM132 189V188H131ZM136 189V188H135ZM116 190V189H115ZM114 190V191H115ZM120 191H121V189H119ZM127 190V189H126ZM126 190H123V191H125L126 192V194H131V192H129V193H127V191ZM261 190V191H262ZM66 191V190H65ZM128 191H130V189L128 190ZM135 191V190H134ZM119 192V191H118ZM117 192V193H118ZM120 193V192H119ZM134 193H137V192H134ZM66 194V193H65ZM123 194V193H122ZM129 194V195H130ZM143 194H144V192H143ZM264 194V193H263ZM61 195V194H60ZM106 195V194H105ZM121 195V194H120ZM132 195V194H131ZM135 195H137V194H135ZM218 195V194H217ZM217 195H214V198L215 199H218L217 197L219 196H217ZM107 196V195H106ZM119 196V195H118ZM124 197H125V199L127 200V198H126V196L125 195H123ZM264 196V195H263ZM262 196V200H264V197ZM145 197V196H144ZM220 197V196H219ZM111 198V197H110ZM212 198V197H211ZM213 198V199H214ZM1 199V198H0ZM133 199H134V197H133ZM145 199V198H144ZM165 199V198H164ZM210 199V198H209ZM220 199V198H219ZM141 199H139V201H140ZM168 200V199H167ZM1 201V200H0ZM104 201V200H103ZM102 201V202H103ZM125 201V200H124ZM131 201V200H130ZM129 201V202H130ZM136 201H138V198L136 199ZM135 200H134V202H136ZM201 201H203V200H201ZM68 202V201H67ZM70 202V201H69ZM99 202V201H98ZM101 202V203H102ZM125 202H127V201H125ZM131 202H133V201H131ZM142 202H143V200H142ZM170 202V201H169ZM196 202V201H195ZM217 202H219V201H217ZM1 203V202H0ZM105 203V202H104ZM137 203V202H136ZM136 203H132L134 206L132 207V206H130V207H128V211H127V213H126V217L128 218V214H139V212H141V207L138 209L137 208V206H139V203L141 204V202H138V205L136 204ZM166 203H168V201L167 202H164V204H166ZM172 203V202H171ZM208 203V202H207ZM206 203V204H207ZM2 204V203H1ZM109 204V203H108ZM121 204V203H120ZM123 204H125V205H127L126 203H123ZM162 204V203H161ZM160 204V205H161ZM169 204V203H168ZM102 205V204H101ZM137 205V206H136ZM142 205V204H141ZM148 205V204H147ZM152 205V204H151ZM155 205V204H154ZM157 205H159V204H157ZM163 205V204H162ZM161 205V206H162ZM190 205L192 206V204H191V202H190ZM194 205L196 206V204L194 203ZM203 205V204H202ZM116 206V205H115ZM188 206H189V204H188ZM197 206H198V204H197ZM196 206V207H197ZM201 206V205H200ZM208 206V205H207ZM210 206V208H211V206L212 205H209ZM209 206H208V208H209ZM105 207H107V206H105ZM120 207H122V206H120ZM145 207V206H144ZM151 207V206H150ZM196 207H195V210H197L196 209ZM202 207V206H201ZM205 207V206H204ZM261 207H263V208H260L259 209V211H258V209H257V211L258 212H260V216H250V213H249V216L247 215L246 217H244V223L243 224H245V230L246 231H248V236H247V238H248V242H249V249H250V256L251 257H249L250 258V260H248L247 262L248 263H246V264H264V206H261ZM162 208V207H161ZM165 208H167V207H165ZM199 209H200V207H198ZM207 208V207H206ZM123 209H124V207H123ZM144 209V208H143ZM189 209H191L190 207H189ZM11 210V209H10ZM86 210V209H85ZM125 210V209H124ZM155 210V209H154ZM161 210V209H160ZM175 210H176V208H175ZM203 210V209H202ZM206 210V209H205ZM120 211V210H119ZM121 211H122V209H121ZM120 211V212H121ZM156 211V210H155ZM187 211V210H186ZM192 211V210H191ZM194 211V210H193ZM199 211V210H198ZM198 211H197V213H198ZM217 211V210H216ZM113 212V211H112ZM115 212L117 213V211H116V209H115ZM123 212V211H122ZM121 212V213H122ZM149 212V211H148ZM151 212H153V211H151ZM160 212V211H159ZM167 212V211H166ZM173 212V211H172ZM9 213H11V211L9 212ZM121 213H119L120 215H121ZM125 213V211L122 213V214H124ZM143 213V212H142ZM145 213V212H144ZM143 213V214H144ZM162 213V212H161ZM168 213V212H167ZM185 213V212H184ZM193 213V212H192ZM195 213V212H194ZM197 213H196V215H197ZM201 213L202 212H200L199 213V215H201ZM207 213V212H206ZM146 214V213H145ZM189 214V213H188ZM191 214V213H190ZM209 214V213H208ZM212 214V213H211ZM221 214V213H220ZM247 214V213H246ZM251 214H253V213H251ZM15 215V214H14ZM13 215V216H14ZM116 215V214H115ZM119 215V216H120ZM176 215H177V213H176ZM181 215V214H180ZM207 215V214H206ZM205 214H204V216H206ZM254 215V214H253ZM10 216V215H9ZM12 216V215H11ZM12 216V217H13ZM36 216V215H35ZM139 216V215H138ZM137 216V217H138ZM142 216V215H141ZM143 216H145V215H143ZM184 216V215H183ZM188 216V215H187ZM191 216V215H190ZM212 219L211 218H209V219H211V221H212V223H211V225H212V228H218V230H219V228H221V225L223 226V223H222V221H221V217L220 216H218L217 215V213H213L212 215ZM122 217V216H121ZM146 217V216H145ZM194 217V216H193ZM202 217V216H201ZM201 217H200V219H201ZM209 217V216H208ZM3 218H6V217H3ZM32 218V217H31ZM131 216H130V220H131ZM135 218V217H134ZM205 218V217H204ZM9 219L13 222L14 221V219L12 220L10 217H9ZM36 219V218H35ZM73 219H75V218H73ZM122 219V218H121ZM126 219V218H125ZM140 219V218H139ZM152 219V218H151ZM155 219H156V217H155ZM185 219V218H184ZM186 219H187V217H186ZM185 219V220H186ZM190 219V218H189ZM196 219H197V217H196ZM16 220H17V218H16ZM115 220V219H114ZM124 220V219H123ZM133 220V219H132ZM131 220V221H132ZM136 220V219H135ZM1 222H0V228L2 227V226H4V227H6L7 226V221L8 220H6V222L5 221H3V220H0ZM4 222V224L5 225H2L3 224V222ZM71 221V220H70ZM69 221V222H70ZM125 221V220H124ZM124 221H123V223H124ZM161 221V220H160ZM200 221V220H199ZM202 221V220H201ZM204 221H205V219H204ZM9 223H10V221H8ZM17 222H19V219H18V221ZM28 222V221H27ZM34 222V221H33ZM36 222V221H35ZM153 222V221H152ZM158 222V221H157ZM156 222V223H157ZM166 222V221H165ZM184 222H187V221H184ZM9 223H8V225H9ZM66 223V222H65ZM122 223V224H123ZM130 223V222H129ZM150 223V222H149ZM209 223V222H208ZM14 224H16L15 222H14ZM13 223L11 224V225H9V226H7L6 228H8V230L6 231L7 233H8V231H13L14 230V228H17V225L16 226H12V225H14ZM21 223H19V225H20ZM22 224H23V222H22ZM68 224V223H67ZM66 224V225H67ZM126 224V223H125ZM142 224V223H141ZM159 224V223H158ZM144 225V224H143ZM146 225V224H145ZM209 225H210V223H209ZM28 226V225H27ZM26 226V227H27ZM132 226V225H131ZM136 226V225H135ZM149 226V225H148ZM161 226V225H160ZM226 225H224V227H225ZM244 226V225H243ZM20 227H23V226H20ZM140 227V226H139ZM143 227V226H142ZM154 227H155V225H154ZM61 228V227H60ZM63 228V227H62ZM131 228V227H130ZM209 228H211V227H209ZM4 228H2V230H3ZM4 229V230H5ZM18 229V228H17ZM64 229H66V228H64ZM21 230V229H20ZM70 230V229H69ZM68 230V231H69ZM138 230V229H137ZM147 230V229H146ZM211 230H213V229H211ZM224 230H226V229H224ZM17 230H14V232H15V234L14 235H17V232H16ZM144 231V230H143ZM214 231V230H213ZM222 231V230H221ZM227 231V230H226ZM2 232V231H1ZM5 232V233H6ZM55 232V231H54ZM54 232L52 233L53 235V237H55L56 235H54ZM70 232H71V230H70ZM74 232V231H73ZM217 232V231H216ZM10 233V232H9ZM8 233V234H9ZM72 233V232H71ZM75 233V232H74ZM218 233V232H217ZM11 235H12V233H10ZM9 234V235H10ZM48 234V233H47ZM55 234H57V233H55ZM215 234V233H214ZM224 234V233H223ZM226 234V233H225ZM10 235V237H12V238H10V240H8L9 238H5L6 240H8L6 243L4 242V245H6V246H2V244H3V242H0V264H41L39 261L37 262L35 259L34 260H32V256L33 255H31V248H29V244H24V246H22V247H19L18 246V244H20V243H18L17 241V238H15V236L14 235H12L11 236ZM48 235H51L50 233L48 234ZM64 235V234H63ZM66 235H68V234H66ZM153 235V234H152ZM227 235V234H226ZM225 235V236H226ZM5 236H6V234H5ZM72 236V235H71ZM76 236V235H75ZM20 237V236H19ZM50 237V236H49ZM48 237V238H49ZM57 237V236H56ZM66 237V236H65ZM3 238V237H2ZM1 238V239H2ZM72 238V237H71ZM75 238V237H74ZM5 239H3V240H5ZM53 239V238H52ZM55 239V238H54ZM5 240V241H6ZM0 241H2V240H0ZM158 241V240H157ZM163 241V240H162ZM174 241V240H173ZM173 241H171V242H173ZM177 241V243H175ZM17 242V243H16ZM19 242H20V240H19ZM152 242V241H151ZM170 242V243H171ZM175 242H173L172 243V245H169V249H168V247L165 249L166 250V252L168 251V253H167V257H165V259H164V261L162 260L161 262L162 263H164V264H237V262H235V261H233V262H230V261H226V260H222V258H220L219 259V257L217 256H211V254L209 255V253L210 252H208L207 253V251H206V248H203V247H199L200 245H198V246H195L196 244H192L191 246L188 244V246H184L183 244H179L178 243V240H175ZM2 243V244H1ZM62 242H60V244H61ZM153 243V242H152ZM152 243H150V245H152ZM155 243V242H154ZM153 243V245H158V244H154ZM160 243V242H159ZM169 243V244H170ZM17 244V245H16ZM20 245H22V242H21V244ZM17 247H19V248H17ZM151 248H152V246H150ZM154 247V246H153ZM156 248V247H155ZM60 249V248H59ZM146 249V248H145ZM158 249V248H157ZM61 250V249H60ZM162 250V249H161ZM37 251V250H36ZM63 251H65V250H63ZM150 251V250H149ZM57 252V251H56ZM35 253V252H34ZM148 253V252H147ZM33 254V253H32ZM59 255V254H58ZM150 255V254H149ZM148 255V256H149ZM35 256H36V254H35ZM63 256V255H62ZM61 256V257H62ZM147 256V255H146ZM145 256V257H146ZM160 256V255H159ZM60 257V258H61ZM241 257H243V255L241 256ZM36 258V257H35ZM39 258V257H38ZM37 258V259H38ZM65 258V257H64ZM43 259V258H42ZM47 259V258H46ZM156 259V258H155ZM60 260V259H59ZM90 260V259H89ZM108 260V259H107ZM58 261V260H57ZM131 261H132V259H131ZM154 261V260H153ZM44 262V261H43ZM53 262H54V260H53ZM59 262H63V261H59ZM71 262V261H70ZM87 262V261H86ZM85 262V263H86ZM89 262V261H88ZM92 262V261H91ZM96 262V261H95ZM136 262V261H135ZM246 262V261H245ZM56 263V262H55ZM67 263V262H66ZM90 263V262H89ZM107 263H108V261H107ZM134 263V262H133ZM148 263V262H147ZM48 264H50V263H48ZM57 264V263H56ZM63 264V263H62ZM71 264V263H70ZM96 264V263H95ZM121 264V263H120ZM159 264V263H158ZM161 264V263H160Z\"/></svg>",
  "mask_w": 264,
  "mask_h": 264
}]
</instances>
